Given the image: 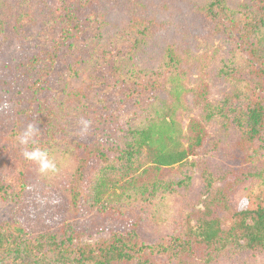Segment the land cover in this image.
I'll return each instance as SVG.
<instances>
[{"label": "trees", "instance_id": "16d2710c", "mask_svg": "<svg viewBox=\"0 0 264 264\" xmlns=\"http://www.w3.org/2000/svg\"><path fill=\"white\" fill-rule=\"evenodd\" d=\"M116 1L54 0L49 7L42 0L34 10L30 0H0V54L9 34L19 50L16 88L6 68H0V100L9 101L15 114L7 141L17 145V137L32 124L38 131L30 150L39 147L50 159L63 143L65 155L76 151L66 186L74 224L80 223L81 212L128 222L126 229L91 241L68 224L39 232L2 219L0 264H210L222 257L264 254V159L258 157L264 151V0L193 4L194 13L209 24V37L225 38L232 47L216 70L231 90L216 101L201 79L204 56L191 53L185 29L181 39L166 43L158 68L143 69L134 62L139 47L154 35L180 28L171 20L169 0L151 5L126 0L132 15L101 42L109 28L105 8ZM93 52L85 83L68 86L64 103H53L57 70L64 65L70 75L78 74L66 58L81 64L82 55ZM193 75L200 79L194 85ZM108 94L117 99L115 109ZM71 106L74 124L78 116L88 121V136H65L64 115ZM211 123L224 134L229 129L238 133L231 147L219 139L211 143L212 150L224 147L225 158L232 153L231 167L214 172L199 163L203 190L193 199L188 196L190 177L174 178L175 165L202 152ZM112 128L124 140L102 143ZM105 151L117 155L115 160ZM91 159L98 164L87 178ZM18 181L15 190L10 181L0 183L2 201L23 196L22 173ZM241 187V201L231 203ZM141 223L163 232L145 242Z\"/></svg>", "mask_w": 264, "mask_h": 264}, {"label": "rangeland", "instance_id": "374dc122", "mask_svg": "<svg viewBox=\"0 0 264 264\" xmlns=\"http://www.w3.org/2000/svg\"><path fill=\"white\" fill-rule=\"evenodd\" d=\"M42 0H30L29 4L36 10L40 7ZM153 4L160 0H141ZM171 5L172 19L177 22L180 28L177 30L168 28L162 32L157 33L146 43L141 45L136 53L134 62L139 68L143 69H156L160 66L163 58V50L168 41L181 39V29H185L189 36L186 38L189 45V49L192 54H202L204 57L201 61L204 63V74L201 79L208 85L210 98L214 101L219 100L222 96L231 90V85L223 78L217 77L216 70L218 66L227 60L231 51V45L229 41L222 37H209L208 27L209 24L203 19L199 18L193 11V4L197 0H169ZM240 0H231L232 5H237ZM49 7L54 5V0H46ZM107 19L109 28L103 31V39L101 42H105L107 36L114 31L117 26L127 17L132 15V9L126 0L116 1V5H110L106 7ZM38 23V20H36ZM203 38V39H199ZM18 44L14 38L9 34L5 36L3 43V50L0 54V68H6L7 74L13 79V88H16V61L18 59ZM91 54V53H90ZM93 54V55H92ZM91 55L83 54L80 58L81 64L75 62L70 56L66 58V62L70 67L78 69L76 76L70 75L67 72V66L62 65L61 69L57 70V74L53 77L51 97L52 102L56 104H63L64 92L67 91L68 86H80L85 83V76L92 69L94 64L95 54ZM60 77H57V75ZM61 74H64L63 76ZM196 76V75H195ZM191 80L192 85L195 82L194 79L200 81L198 75ZM74 86V87H75ZM54 88V89H53ZM15 91V90H14ZM10 95V94H8ZM100 95V91H98ZM108 97L110 102V108L115 109L117 99ZM72 106L69 108L68 113L64 115V127L68 128V131L64 133L65 136L73 139L83 138L88 136V127L84 128L81 121H86L85 117L78 116L77 123L74 124L76 113H73ZM15 114L13 113V107L9 101L0 100V183L4 181H10L11 189H19L18 185L14 182L18 181V174L22 173L23 180V196H20L15 200L0 199V220L2 219H14L22 222L33 231H59L63 225L68 224L71 228L79 229L84 233L83 239L95 240L98 237L108 235L112 230H124L128 226L126 219L121 217L113 218L110 215H99L95 213L84 214L80 213L77 220L79 224L72 222L71 214L68 210V196L66 192L67 175L72 166L73 155L76 153L74 149L70 150L67 155L62 153L61 147L63 144L53 150L51 153V159H53L58 167V171L55 174H40L38 172V164L32 161L24 159L22 153L24 150H30L28 145L17 144L13 146L7 141L6 135L14 124ZM186 122V119L184 120ZM26 129V128H25ZM208 140L205 148L199 155L189 157L184 163L176 166L174 170V178H180L183 175L190 177V188L188 196L196 198L203 190V184L200 177L199 163H203L209 169L214 172H223L231 167V162L228 158L224 157L223 146H220L216 150H212V141L219 139L222 143H229L230 147L237 139L238 133L232 129H229L227 134L223 133V130L216 123H211L207 127ZM23 133V132H22ZM119 140H124L120 133L115 129H111L104 138H101L103 142L114 143ZM106 155L115 160L117 155L105 151ZM81 150H77V155L80 157ZM259 160L264 159V151L258 156ZM71 161V162H70ZM116 162H119L116 160ZM98 164V159H91V165L86 171V177L89 178L91 171L95 165ZM94 165V166H93ZM119 165V163H116ZM198 165V166H197ZM89 173V176H88ZM243 188H239L231 196V203L235 204L241 201L243 197ZM162 230L156 229L154 226H150L145 223H141L139 227L140 237L145 242H152L158 238L162 233ZM210 264H264V254L247 253L243 256L236 258L222 257Z\"/></svg>", "mask_w": 264, "mask_h": 264}, {"label": "clouds", "instance_id": "9594fccd", "mask_svg": "<svg viewBox=\"0 0 264 264\" xmlns=\"http://www.w3.org/2000/svg\"><path fill=\"white\" fill-rule=\"evenodd\" d=\"M84 128L87 129L88 121H81ZM38 129L29 124L24 132L17 137L19 144L28 145L30 142L34 143L33 137ZM23 157L27 161H32L38 164V172L40 174H55L58 171L56 162L49 158L47 151L42 150L39 147H34L31 150H24L22 153Z\"/></svg>", "mask_w": 264, "mask_h": 264}]
</instances>
